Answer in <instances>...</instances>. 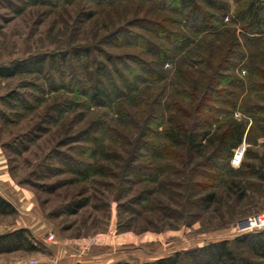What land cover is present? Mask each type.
I'll list each match as a JSON object with an SVG mask.
<instances>
[{
  "label": "rangeland",
  "instance_id": "374dc122",
  "mask_svg": "<svg viewBox=\"0 0 264 264\" xmlns=\"http://www.w3.org/2000/svg\"><path fill=\"white\" fill-rule=\"evenodd\" d=\"M223 1L224 28L234 31L233 51L244 56L224 75L246 81L248 56L253 54L264 70V43L249 44L235 18L236 8L247 0ZM168 18L172 16L150 0L103 7L90 0H0V66L33 57L44 60L42 74L0 78V198L12 208L0 210V238L16 239L0 242V264H146L264 229V110H258L255 124L240 111L233 114L245 126L240 162L232 164L231 157L223 182L202 181L203 186L195 188L188 186L193 181L185 173L191 166H185L184 158L132 153L138 130L117 113L120 105L140 125L143 112L137 101L150 103L162 93L156 110L167 120L174 83L182 82L180 72L197 77L201 69L191 65L196 58L189 56L201 35L190 36L192 44L171 64L156 68L165 73L163 81H134V89L123 93L135 98L118 106L117 101L94 106L83 89L77 92L69 86L71 76L88 86L101 63L111 69L105 54L151 60L134 47L108 43L106 36L124 28L158 44L134 22L145 19L175 29ZM226 34L205 38L204 47L196 51L204 58L209 50L218 53ZM77 51L86 52L88 59L78 61ZM233 87L230 83L221 89L235 92ZM239 93L241 100L246 93ZM251 104L264 108L260 100ZM217 131L212 125L211 134ZM212 149L206 146L195 160ZM133 166L157 168L156 179L133 175ZM209 193L215 194L214 202L197 206L195 201Z\"/></svg>",
  "mask_w": 264,
  "mask_h": 264
},
{
  "label": "trees",
  "instance_id": "16d2710c",
  "mask_svg": "<svg viewBox=\"0 0 264 264\" xmlns=\"http://www.w3.org/2000/svg\"><path fill=\"white\" fill-rule=\"evenodd\" d=\"M61 1L64 0H52L54 4ZM126 1L128 0H90L95 7ZM150 1L154 3L156 9L172 16L166 21L169 25L175 26V29L166 30L159 24L138 19L134 24H138L141 31L153 35L158 44L124 28L108 34L106 41L115 45L134 47L148 55L151 60H143L135 55H125L121 58L105 54L111 69L108 65L101 63L96 66V78L89 81L88 86H85L84 81L78 80L77 76L69 78V86L77 92L83 89V93L94 106H105L107 102L113 101H117L115 105L120 102L124 103L125 99L135 98L124 94V90L134 89V81L157 82L165 79V73L160 70L161 68H156L171 64L180 51L192 44L190 36L201 35V43L198 44V42L195 45L199 49L204 47L202 40L205 38L218 37L223 32L227 33L225 45L218 47V53L213 49L209 50L208 57L204 58L196 51V47L195 51L189 53L191 58H196L190 62L191 65L201 69H198L197 77L184 75L179 70L182 82L174 83V101L168 106V110L172 113L167 120L156 110L160 106L162 93L150 100V103L145 99L137 101L141 104L143 112L140 125L134 123V120L120 105L117 109V113L138 130L132 153L140 152L141 157L148 155L153 158L157 155L173 161L184 158L185 166L188 169L191 166L185 173V175H190V178H187L188 181H193L188 185L190 188L203 186L202 181L223 182L225 169L230 172L228 165L232 152L241 143L245 132L244 124L234 120L233 114L240 111L253 118L254 124L257 122L255 116L258 110H264V108H257V105H252L251 102L255 100L264 102V70L255 64L252 54L248 56L249 60L245 65L249 73L246 81L224 75L225 70L235 66L244 56L233 51L237 47L234 31L224 28L227 5L223 0H199L206 6L205 8L200 6L198 0ZM234 15L249 44L264 43V0H247L243 7L236 8ZM262 45L264 47V44H260ZM201 50L198 51L202 52ZM77 53L78 51L75 57L77 56L78 61L82 58L88 59L86 52ZM43 70L44 60L40 57H33L13 62L7 66H0V78H11L21 73L42 74ZM230 83H233L234 89L245 91L246 94L241 100H239V91L236 93V90L234 92V90L221 89L222 85ZM51 84L56 86L54 80H51ZM185 85L189 87L188 90ZM176 98L179 101L175 102ZM181 103L187 104V109L181 108ZM187 119L188 124L185 123ZM215 124L218 131L211 134L210 128ZM252 125L253 123L247 131V138ZM208 145H213L212 151L206 156H201V160H195ZM156 170L155 167L133 166L131 173L142 176L144 179L155 180ZM173 173L177 174L179 171L174 168ZM214 197V193H209L199 197L195 202L197 206L203 207L213 203ZM0 210L12 211V208L0 198ZM17 235L16 237L22 241V232H18ZM6 239L8 241V238L1 237L0 242ZM12 241L16 239L12 238L8 242ZM185 262L187 264H264V229L245 233L231 240L212 242L189 251H177L146 264H183ZM114 264L131 263L117 262Z\"/></svg>",
  "mask_w": 264,
  "mask_h": 264
},
{
  "label": "built area",
  "instance_id": "2783aa9c",
  "mask_svg": "<svg viewBox=\"0 0 264 264\" xmlns=\"http://www.w3.org/2000/svg\"><path fill=\"white\" fill-rule=\"evenodd\" d=\"M244 151V148H243V146H237L234 150H233V155H232V158H231V163L232 164H238L239 162H240V159H241V157H240V159L238 160L237 158H238V156L237 155H239V152L241 153V155L240 156H242V152ZM32 262H34V261H32Z\"/></svg>",
  "mask_w": 264,
  "mask_h": 264
},
{
  "label": "bare ground",
  "instance_id": "6f19581e",
  "mask_svg": "<svg viewBox=\"0 0 264 264\" xmlns=\"http://www.w3.org/2000/svg\"><path fill=\"white\" fill-rule=\"evenodd\" d=\"M240 155H241V153L239 152V155H237V156H238V158H237L238 160H239V159H240V157H241Z\"/></svg>",
  "mask_w": 264,
  "mask_h": 264
}]
</instances>
